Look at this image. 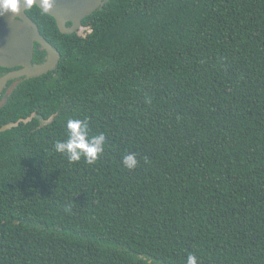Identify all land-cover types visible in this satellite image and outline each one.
<instances>
[{"label": "trees", "instance_id": "obj_1", "mask_svg": "<svg viewBox=\"0 0 264 264\" xmlns=\"http://www.w3.org/2000/svg\"><path fill=\"white\" fill-rule=\"evenodd\" d=\"M26 12L60 58L0 107V264H264V0ZM69 119L95 163L55 151Z\"/></svg>", "mask_w": 264, "mask_h": 264}, {"label": "water", "instance_id": "obj_2", "mask_svg": "<svg viewBox=\"0 0 264 264\" xmlns=\"http://www.w3.org/2000/svg\"><path fill=\"white\" fill-rule=\"evenodd\" d=\"M109 0H15V9H6L0 4V65H22L18 71L0 78V89L10 76H38L55 68L60 53L40 34L37 24L27 15L26 10L35 4L55 19L61 33L70 34L81 27V19L91 14L99 5ZM72 20L70 27L66 21ZM45 52L42 62L32 63L34 44ZM27 121V120H24ZM17 123H7L0 131Z\"/></svg>", "mask_w": 264, "mask_h": 264}, {"label": "clouds", "instance_id": "obj_3", "mask_svg": "<svg viewBox=\"0 0 264 264\" xmlns=\"http://www.w3.org/2000/svg\"><path fill=\"white\" fill-rule=\"evenodd\" d=\"M6 9H15V0H0ZM67 139L58 140L55 151L67 156L70 163L78 162L83 157L88 164H93L104 150L105 136L90 135L87 119H69L66 124ZM123 164L128 169H134L138 161L135 153L123 157ZM186 264H198L197 257L189 255Z\"/></svg>", "mask_w": 264, "mask_h": 264}, {"label": "flooded vegetation", "instance_id": "obj_4", "mask_svg": "<svg viewBox=\"0 0 264 264\" xmlns=\"http://www.w3.org/2000/svg\"><path fill=\"white\" fill-rule=\"evenodd\" d=\"M105 2L101 3L99 5V7H101ZM95 11V10H94ZM93 11V12H94ZM44 12V11H43ZM92 12V13H93ZM27 13V12H26ZM91 13V14H92ZM89 14V15H91ZM28 15V13H27ZM29 16V15H28ZM88 16V15H87ZM85 16V17H87ZM30 17V16H29ZM84 17V18H85ZM31 18V17H30ZM84 18L81 19V27L79 28H76L72 33H77V34H81V35H84L86 31H90L89 27L84 24L83 20ZM32 19V18H31ZM54 19V18H53ZM33 20V19H32ZM34 21V20H33ZM35 22V21H34ZM36 23V22H35ZM54 23L56 25V22H55V19H54ZM37 24V23H36ZM73 24V21L72 20H67L66 21V26L67 27H70L71 25ZM38 26V25H37ZM57 27V25H56ZM39 29V27H38ZM58 29V27H57ZM59 30V29H58ZM40 32V30H39ZM70 33V34H72ZM41 34V33H40ZM42 35V34H41ZM43 36V35H42ZM44 37V36H43ZM45 38V37H44ZM46 39V38H45ZM47 40V39H46ZM48 41V40H47ZM49 42V41H48ZM50 43V42H49ZM51 44V43H50ZM38 44L35 42L34 44V53H33V56L31 58V61L32 63H39V62H42L44 57H45V53L42 55H38V56H35V51L36 49L38 48L37 46ZM52 45V44H51ZM54 48V47H53ZM56 49V48H54ZM57 50V49H56ZM22 68V65H15V66H1L0 65V78L6 76L7 74L9 73H12V72H15V71H18ZM44 74V73H43ZM41 74V75H43ZM40 76V75H38ZM31 77H37V76H31ZM29 77H26V76H10L8 77L6 80H5V83L3 84V86L1 87L0 89V107H2L6 101L8 100V97L12 94V92L14 91V89L18 86L19 83H21L24 79H27Z\"/></svg>", "mask_w": 264, "mask_h": 264}]
</instances>
